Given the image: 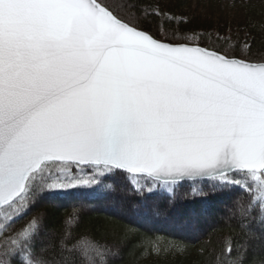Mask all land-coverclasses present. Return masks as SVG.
Listing matches in <instances>:
<instances>
[{
	"label": "snow or ice",
	"instance_id": "6c2138e0",
	"mask_svg": "<svg viewBox=\"0 0 264 264\" xmlns=\"http://www.w3.org/2000/svg\"><path fill=\"white\" fill-rule=\"evenodd\" d=\"M183 23L141 0H0V264H112L106 241L80 243L75 207L73 227L35 211L74 185L97 186L76 189L84 202L131 193L126 217L156 228L181 227L191 182L264 242V60ZM233 247L216 264H240Z\"/></svg>",
	"mask_w": 264,
	"mask_h": 264
},
{
	"label": "trees",
	"instance_id": "16d2710c",
	"mask_svg": "<svg viewBox=\"0 0 264 264\" xmlns=\"http://www.w3.org/2000/svg\"><path fill=\"white\" fill-rule=\"evenodd\" d=\"M113 2L118 3L119 0ZM141 3L146 11H154L151 0H141ZM169 27L164 17L153 21V28L157 32ZM182 27L195 29L189 23H183ZM242 32L239 36L229 37L231 44L238 46L237 51L247 44L252 60H264V20L244 26ZM204 43L218 46L214 37L205 36ZM78 188L90 190L97 186L75 185L71 194L60 197L55 204L42 203L35 211L54 214L56 218L64 217L66 225L73 227L77 217L71 214L75 207L79 213L78 231L91 234L81 235L80 243L87 246L93 242L92 236L106 241L116 253L112 264H216V254L220 249H226L228 241L234 236L240 237L244 247H233L232 259H239L240 264H264V242L247 243V238L240 236L235 220L229 219L230 212L219 203V199L226 195L224 193L211 192L205 188L207 195H193L192 183L187 182L185 187L176 191L175 208L171 209L173 220L178 221L181 227L160 225L146 228L130 221L120 206L119 201L122 199L136 198L131 193L118 189L113 191L105 186L104 191L109 193L106 198L84 202L76 192ZM144 191L147 189L144 188ZM27 219L21 220L16 227L26 224ZM229 223L233 228H229ZM156 245L159 250L154 254ZM167 246H179L182 253H165L164 247Z\"/></svg>",
	"mask_w": 264,
	"mask_h": 264
},
{
	"label": "rangeland",
	"instance_id": "374dc122",
	"mask_svg": "<svg viewBox=\"0 0 264 264\" xmlns=\"http://www.w3.org/2000/svg\"><path fill=\"white\" fill-rule=\"evenodd\" d=\"M151 2L154 11L181 18L185 24L189 23L198 33H204L208 38L239 36L244 26L264 20V0H151ZM242 36L245 37L244 32ZM157 248V245L153 248L154 254L158 252ZM164 251L174 255L182 253L181 248L176 246L164 247Z\"/></svg>",
	"mask_w": 264,
	"mask_h": 264
},
{
	"label": "bare ground",
	"instance_id": "6f19581e",
	"mask_svg": "<svg viewBox=\"0 0 264 264\" xmlns=\"http://www.w3.org/2000/svg\"><path fill=\"white\" fill-rule=\"evenodd\" d=\"M189 183H191V182H189Z\"/></svg>",
	"mask_w": 264,
	"mask_h": 264
}]
</instances>
